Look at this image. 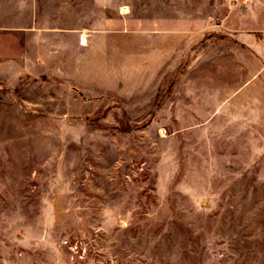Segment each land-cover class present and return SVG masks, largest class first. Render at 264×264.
<instances>
[{
    "label": "rangeland",
    "instance_id": "rangeland-1",
    "mask_svg": "<svg viewBox=\"0 0 264 264\" xmlns=\"http://www.w3.org/2000/svg\"><path fill=\"white\" fill-rule=\"evenodd\" d=\"M0 264H264V0H0Z\"/></svg>",
    "mask_w": 264,
    "mask_h": 264
}]
</instances>
